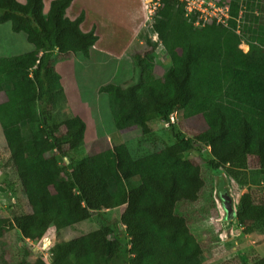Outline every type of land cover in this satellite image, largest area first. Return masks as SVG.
Listing matches in <instances>:
<instances>
[{"label":"trees","instance_id":"obj_1","mask_svg":"<svg viewBox=\"0 0 264 264\" xmlns=\"http://www.w3.org/2000/svg\"><path fill=\"white\" fill-rule=\"evenodd\" d=\"M154 1L138 36L141 47L130 55L132 77L98 93L109 98L118 134L138 129L148 135V122L158 120L173 143L134 158L119 142L76 159L85 124L62 111L54 66L76 54L87 58L98 36L80 30L83 14L66 17L72 0H53L46 13L42 0H0V24L10 23L33 46L0 57V128L27 207L0 218V239L13 229L23 241L39 242L50 229L124 207L116 225L107 221L99 230L54 241L46 257L25 247L20 264H206L209 247L199 227L211 214L218 217L213 182L221 173L235 199L233 235L264 230V203L242 192L248 173L264 181V0H245L243 9L240 0H230L227 27L195 25L197 14L185 16L177 0ZM159 46L170 60L162 75L154 72ZM177 114L184 121L201 117L205 128L187 136L174 124ZM190 152L203 164L186 159ZM220 236L211 235V246L222 243ZM215 264H264V257L239 254Z\"/></svg>","mask_w":264,"mask_h":264},{"label":"rangeland","instance_id":"obj_2","mask_svg":"<svg viewBox=\"0 0 264 264\" xmlns=\"http://www.w3.org/2000/svg\"><path fill=\"white\" fill-rule=\"evenodd\" d=\"M107 2L108 0H93L94 5L97 7H100L101 4L105 5ZM144 4L146 5L149 21L157 4L154 0H144ZM113 5L119 4L116 2ZM133 5L134 3L132 1V7ZM135 8L137 10V2L135 4ZM112 9L113 6H111L110 3L106 4L102 9L104 11V29L109 30L114 26L118 28V31H115V37L113 35H110V37H114V47L117 48L116 51L119 52L122 48H124L129 37H131L130 35L132 34V30L135 25L132 22V28L128 27L125 23L126 18L125 22L120 21L124 20V15L121 12L118 13V11L112 12ZM110 20H112L115 24H108ZM148 21L146 22L145 27H147L146 25L149 23ZM119 22H121L120 25ZM3 25L4 26L0 28V51L6 52L7 54H10V56L24 53L29 45L26 41L25 35L23 33L12 32L10 29V23L8 22ZM149 36L153 41L156 40V37L151 33H149ZM102 38L104 37L102 36ZM139 46L140 45L138 44V46L134 47L133 50L139 49ZM239 49L241 52L245 53L247 52L248 47L245 44L240 43ZM115 53L116 52L110 54ZM5 56L8 55H4L2 57ZM69 60H73V64L71 66H63L61 73H64L63 75L65 76L63 83L66 86L67 92L72 94L70 102H72L73 105H71L65 98V101L62 103V111L65 110L71 112V109H74L75 106H78L79 108L82 107L87 120H89V125L92 128H99L96 129L99 131L101 130V127L103 129L109 127V125L111 127L112 114L109 98L106 94L102 96L99 95L100 93L98 94V89L100 86H104L106 84H122L132 77L131 73L133 68L130 64V56L129 58L127 57L125 61H120L119 63L117 60L115 61L112 58H105L102 54H95L93 57L87 58L83 56H78L76 58L74 56ZM59 62L63 61H58L55 65ZM126 62H129V64ZM169 65L170 60L165 48L159 46L156 49L154 72L157 75H162L164 70ZM129 75L131 77H129ZM124 77L125 79H123ZM0 100H2V97ZM100 121L102 122L101 127H99ZM173 121L175 126L187 136H193L205 128L201 117H195L184 121L181 116L177 114L176 117H173ZM148 126L151 129V132L148 135H142L138 129L126 132V135L123 137H120L117 132H114L112 136L109 135L108 138L105 137L103 139H99L96 143L89 142L90 144L88 143L87 145L80 146L77 153L72 155L76 159L81 158L89 154L96 153L97 151L103 150L107 147H112L119 142L122 143L123 141L127 145L131 155L134 158H138L145 154L160 150L173 143V138L166 124L160 123L158 120H150L148 122ZM57 158L61 165L62 162L60 161V158ZM185 158L196 163H200L201 165L203 164V158H201L196 152L185 154ZM247 175L249 178L248 184L243 188L242 192L249 193L254 203H264V186L261 185L259 180H255L256 177L252 176L250 173ZM0 186L2 187V191H0V218H11L14 213L18 214L27 211L19 182L7 152L1 128ZM123 209L124 207L113 208L111 210L104 211L102 214H95L91 219L63 229L59 232L50 229L46 233L45 238L39 242H25L16 230H9L0 239V264H20L21 260L25 257V247L32 249L37 256L43 255L46 257V250L54 241L69 240L80 235L99 230L107 221L116 225ZM218 218L219 216L217 217L214 214H211L209 218H205L203 222L200 223L199 237L203 238L209 247V250H206L203 256L204 263H221L239 254L246 255L251 258L264 257V230H257L241 237L234 235L235 237L227 242L222 241V243H217L215 246H211V235H222L224 232ZM33 258V255L29 256L27 258V262L32 261ZM114 264L124 263L122 262V259H118Z\"/></svg>","mask_w":264,"mask_h":264},{"label":"crops","instance_id":"obj_3","mask_svg":"<svg viewBox=\"0 0 264 264\" xmlns=\"http://www.w3.org/2000/svg\"><path fill=\"white\" fill-rule=\"evenodd\" d=\"M16 1L20 4H24L26 0H16ZM51 1H53V0H42L43 13H46L48 11V8H49ZM132 1L134 3L133 7H132ZM116 2L119 5H113ZM136 2H137V10L135 8ZM109 3L111 4V6H113L112 12L118 11V13L121 12L124 15V20H120V21L125 22V18H126L125 23L128 27L132 28V22L135 25V27L132 30V34L130 35L131 37H129L128 42H126L124 48H122V50H121L123 52H121V51L117 52L116 51L117 48L114 47V41L113 40L115 37V31H118V28H116L114 26V27H111L109 30L104 29V27H105L104 26V19H103L104 11L102 9L104 8V6L106 4H109ZM106 4L105 5L101 4L100 5L101 8H100V7H97L94 5L93 0H72L70 6L66 9L65 14H66V17L69 18L70 20H74L78 16L83 14V20L80 23V30L84 33L89 32L91 30H94L95 34L98 36V40H97L96 44L93 47H91L89 50V56L88 57H93L95 54H102L105 56V58H112L115 61L117 60L119 63L120 61H125V59H127V57L129 58L134 47L138 46V44L141 46V43L138 39V36H139L142 28L145 27V24L148 21V13L146 10V5L144 4V0H108V2ZM132 13H133V16H132ZM108 24H115V23L112 20H110V22ZM120 24H121V22H119V25ZM2 26H4V25L0 24V28ZM110 35H113L114 37L111 38ZM102 36L104 38H102ZM32 50H33V46L31 44H29L27 50L24 51V53L30 52ZM108 52H110V53L116 52V53L110 54ZM4 55H8L5 57L10 56V54H7L6 52L0 51V57H2ZM78 56H82V55L81 54L75 55L76 58ZM126 63L129 64V62H126ZM72 64H73V60H66L63 62H59L58 64H56L54 66L55 72L60 77L59 82H60V85L62 87V92H63L64 98H66L71 105H73L72 102H70V99H72V98H70L72 94H69L67 92L66 86L63 83L64 82L63 79H65V76L63 75L64 73H61V72H62L63 66H65V65L71 66ZM131 66H132V64H131ZM129 77H131V76L129 75ZM123 79H125V77ZM99 95L102 96L105 94H99ZM0 99H1V95H0ZM1 102H2V100H0V103ZM70 113L74 116H78L85 124L83 145H87L89 142L90 143H96L97 140L103 139L105 137L108 138L109 135L112 136L114 134V132H116L114 125H113V120H112L113 126L111 125V127L109 125V127L103 129L101 127L102 122L100 121L99 127H101V130L98 131L96 129H99V128H94V127L92 128L89 125V120H87L86 115L84 113V109L82 107L79 108L78 106H75L74 109H71ZM125 133L119 134V136L123 137L126 135ZM122 143H124V142L122 141Z\"/></svg>","mask_w":264,"mask_h":264},{"label":"water","instance_id":"obj_4","mask_svg":"<svg viewBox=\"0 0 264 264\" xmlns=\"http://www.w3.org/2000/svg\"><path fill=\"white\" fill-rule=\"evenodd\" d=\"M0 186V191L1 190ZM213 199L218 211V220L224 228L220 236L221 241L227 242L233 237V230L237 228L235 199L232 194L229 180L224 173L214 178Z\"/></svg>","mask_w":264,"mask_h":264},{"label":"built area","instance_id":"obj_5","mask_svg":"<svg viewBox=\"0 0 264 264\" xmlns=\"http://www.w3.org/2000/svg\"><path fill=\"white\" fill-rule=\"evenodd\" d=\"M185 11V16L197 14V21L195 25L201 24L204 26L206 23L214 22L218 25L227 27L228 21L231 18L230 0H177ZM240 5L242 7V2ZM157 4V2H156ZM240 9H243L240 8ZM242 10L239 11V15ZM238 33V30L236 31ZM264 186V181L261 182Z\"/></svg>","mask_w":264,"mask_h":264}]
</instances>
